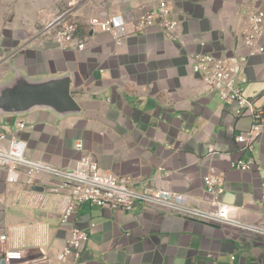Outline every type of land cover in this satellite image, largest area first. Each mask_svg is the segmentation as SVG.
<instances>
[{
  "label": "crops",
  "instance_id": "crops-1",
  "mask_svg": "<svg viewBox=\"0 0 264 264\" xmlns=\"http://www.w3.org/2000/svg\"><path fill=\"white\" fill-rule=\"evenodd\" d=\"M154 1L89 0L67 11L85 43L82 52L74 43L60 48L47 27L14 29L0 20V79L9 62L31 76L68 73L70 94L82 110L63 119L45 111L4 119L0 131L24 140L29 159L73 169L90 155L101 174L126 179L135 189L182 194L200 209L213 208L203 185L213 172L223 182L222 201L231 214L264 225V133L253 153L240 152L234 138L249 119L235 117L234 105H224L191 71V58L200 52L246 56L244 14L264 9V0H165L178 21L173 40L136 28L139 7ZM111 15L126 21L120 43L89 25ZM240 79L244 96L264 108V54L247 58ZM252 159L250 172L231 167ZM60 184L39 175L26 185L24 175L0 169V235L7 236L0 264H61L54 258L72 227L88 239L80 258L64 264H264L262 237L141 206L123 212L82 204L60 224L68 194ZM6 249L21 251L22 260L2 261ZM42 255L49 261L38 260Z\"/></svg>",
  "mask_w": 264,
  "mask_h": 264
},
{
  "label": "built area",
  "instance_id": "built-area-1",
  "mask_svg": "<svg viewBox=\"0 0 264 264\" xmlns=\"http://www.w3.org/2000/svg\"><path fill=\"white\" fill-rule=\"evenodd\" d=\"M139 8L141 14L136 22L139 31L156 29L169 40L176 38L178 21L172 16L165 0H155L152 6L143 5ZM56 19L47 26L55 43L62 49H67L74 43L73 48L82 52L86 46L78 40V25L66 19ZM89 25L111 34L117 43L127 35L126 21L122 16L94 17ZM263 37L264 9L256 8L244 14L241 43L247 50L246 56L218 58L200 52L191 58V71L207 91L218 97L224 105H234L235 117L249 119L248 127L234 138L240 152L253 153L254 145L264 133V108L257 107L252 100L244 96L243 81L240 79L247 58L264 54V46L261 43ZM15 125L20 130L25 128L23 121H18ZM26 149L27 143L24 140L14 136L7 137L0 131V169L5 173L24 175L26 185H34L39 175L58 179L61 183L59 188L68 192L61 211L60 224H66L82 204L123 212H131L141 206L264 238V225L245 223L231 214L230 207L222 201L225 192L223 182L219 175L213 172L203 178L204 189L213 208L200 209L191 206L182 194L143 187L135 189L126 179L101 174L97 162L90 155L82 157L73 169H59L27 158ZM81 149L82 143H77L75 150ZM231 167L237 171L250 172L254 170L255 163L253 159L248 162L234 161ZM262 188L264 190V185ZM87 239L84 230L72 227L65 247L56 254L54 261L64 264L70 259L78 260ZM6 241L7 236L0 235V248ZM2 258L6 263L19 262L22 260V253L19 250L6 249L2 252ZM38 260L49 261L44 255Z\"/></svg>",
  "mask_w": 264,
  "mask_h": 264
},
{
  "label": "water",
  "instance_id": "water-1",
  "mask_svg": "<svg viewBox=\"0 0 264 264\" xmlns=\"http://www.w3.org/2000/svg\"><path fill=\"white\" fill-rule=\"evenodd\" d=\"M65 19L66 14H63L56 20ZM7 66L8 71L0 79V122L38 111L48 112L57 119L82 115V110L70 94L68 73L31 76L20 71L12 62Z\"/></svg>",
  "mask_w": 264,
  "mask_h": 264
},
{
  "label": "rangeland",
  "instance_id": "rangeland-1",
  "mask_svg": "<svg viewBox=\"0 0 264 264\" xmlns=\"http://www.w3.org/2000/svg\"><path fill=\"white\" fill-rule=\"evenodd\" d=\"M87 1L89 0H0V20L9 23L14 29L37 24L44 30L57 17ZM18 35L24 36L20 33ZM9 46H12L11 43Z\"/></svg>",
  "mask_w": 264,
  "mask_h": 264
}]
</instances>
